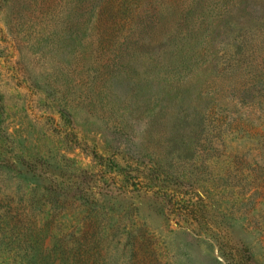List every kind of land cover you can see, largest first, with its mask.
Listing matches in <instances>:
<instances>
[{"label":"rangeland","instance_id":"rangeland-1","mask_svg":"<svg viewBox=\"0 0 264 264\" xmlns=\"http://www.w3.org/2000/svg\"><path fill=\"white\" fill-rule=\"evenodd\" d=\"M0 247L264 264V0H0Z\"/></svg>","mask_w":264,"mask_h":264},{"label":"trees","instance_id":"trees-1","mask_svg":"<svg viewBox=\"0 0 264 264\" xmlns=\"http://www.w3.org/2000/svg\"><path fill=\"white\" fill-rule=\"evenodd\" d=\"M64 202H65V200L63 201V203ZM84 236L87 237L86 230L82 231V234L80 236L81 239H83ZM9 246L11 249H13V245L11 243L9 244ZM1 249L2 248L0 247V251H1ZM33 249H34V247L31 246V250H33ZM15 253H16V257H18V255H19L18 260L1 255L2 257L0 258V264H15V262H16V264H39L38 259L36 258V250L34 252L27 250L25 253L23 252V254H21L20 251L15 250Z\"/></svg>","mask_w":264,"mask_h":264}]
</instances>
